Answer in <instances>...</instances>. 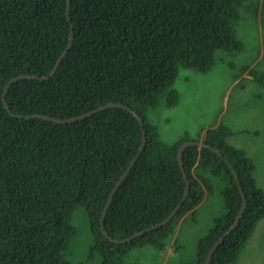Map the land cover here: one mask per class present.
Returning <instances> with one entry per match:
<instances>
[{
	"label": "trees",
	"instance_id": "16d2710c",
	"mask_svg": "<svg viewBox=\"0 0 264 264\" xmlns=\"http://www.w3.org/2000/svg\"><path fill=\"white\" fill-rule=\"evenodd\" d=\"M0 0V264H72L63 251L74 235L71 217L84 206L102 264H123L132 248L164 252L179 219L220 188L225 213L196 244L191 264H204L209 249L233 223L237 226L214 251L209 264H237L240 253L264 218V189L255 181L252 159L225 142L232 131L218 124L203 142L190 146L183 166L190 191L177 214L131 241L115 243L101 232L100 217L116 181L142 143L146 145L118 186L104 217L106 232L121 239L170 214L186 180L177 149L197 139L186 131L164 141L147 111L167 90L168 107L179 102L171 88L181 68L205 73L216 50H243L234 21L243 0ZM72 46L48 79L7 81L20 74L48 75L69 41ZM254 83H264V75ZM109 102V107L70 123L16 117L43 113L67 119ZM14 114V115H13ZM232 164L238 175L235 180ZM199 181L202 182L199 183ZM220 181L225 185L220 186ZM186 218V217H185ZM184 218V219H185ZM183 219V220H184ZM168 257L176 253V247Z\"/></svg>",
	"mask_w": 264,
	"mask_h": 264
},
{
	"label": "rangeland",
	"instance_id": "374dc122",
	"mask_svg": "<svg viewBox=\"0 0 264 264\" xmlns=\"http://www.w3.org/2000/svg\"><path fill=\"white\" fill-rule=\"evenodd\" d=\"M238 12L234 32L244 49L230 54L217 51L215 65L205 73L181 68L180 77L171 87L179 91L178 104L168 107L167 90H164L157 96L156 104L148 109L147 116L166 142H172L186 131L191 136L199 133L202 140L208 129L218 124L228 127L232 133L225 137V142L243 149L252 159L254 179L264 189V83L242 79L229 85L249 69L253 76L264 75V55L260 53L254 60L258 43L264 54V0H243ZM217 185L223 186L225 182ZM225 211L220 188L206 192L194 212L185 214L186 218L167 239V245L179 251L176 259V253L168 257L172 251L169 247L159 252L145 246L129 250L123 264H191L198 240ZM71 224L75 233L62 252L63 257L72 264H102L101 255L89 251L93 235L84 206L76 207ZM237 264H264V218L257 221Z\"/></svg>",
	"mask_w": 264,
	"mask_h": 264
},
{
	"label": "water",
	"instance_id": "95a60500",
	"mask_svg": "<svg viewBox=\"0 0 264 264\" xmlns=\"http://www.w3.org/2000/svg\"><path fill=\"white\" fill-rule=\"evenodd\" d=\"M68 10H69V1L67 0V13H68ZM69 41H68V44L66 45V47L64 48V50L62 51V53L60 54V56L58 57V59L56 60L53 68L51 69L50 73L48 75H45V76H42V77H39L37 75H34V74H20V75H17V76H13L11 77L7 83L5 84L4 86V89H3V95H2V101L4 103V106L9 109V106H8V103L6 101V98H5V95H6V92L8 90V87L10 85H12L15 81L17 80H20V79H48L50 78L51 76L54 75L57 67L59 66V64L61 63L63 57L68 53L69 49L71 48L72 46V40H73V29L70 28V32H69ZM109 107H118V108H123V109H126L128 110L129 112H131L138 120V122L142 125V120L140 118V116L138 114H136L130 107H128L127 105H124L120 102H109V103H106V104H103L99 107H96L90 111H88L87 113L83 114V115H79V116H76V117H72V118H67V119H60V118H56V117H52L50 115H47V114H43V113H38V114H31V115H26V116H23V115H14L16 117H20V118H23V117H28V118H42V119H46V120H50L52 122H55V123H70V122H73V121H76L78 119H81V118H84L88 115H91L95 112H98V111H101L105 108H109ZM146 145V135H145V132L143 131L142 132V143L138 149V152L137 154L135 155V157L132 159V161L130 162L129 166L125 169V171L122 173V175L119 177V179L116 181L115 183V187L112 189V191L110 192L105 204H104V207H103V210H102V215L100 217V229H101V232L103 233V235L111 242H115V243H124V242H128V241H131L133 240L134 238H136L137 236L143 234L144 232H147L148 230L152 229V228H156L158 226H162L166 223H168L176 214L177 212L179 211V209L182 207V204L183 202L185 201V199L187 198L188 194H189V191H190V184H189V180L186 176V173H185V170H184V166H183V159H182V155H183V152L186 148L190 147V146H200V147H204V148H209L211 149L212 151H214L217 155H219L220 157H222V153L215 147L211 146V145H208L206 143H204L203 141H200L199 139H191V140H187L185 142H183L177 149V160H178V164H179V167H180V170L181 172L183 173V176L186 180V184H185V190H184V194L183 196L180 198V200L178 201V203L175 205V207L173 208V210L170 212V214L168 216H166L164 219H162L161 221H159L158 223L144 229V230H141V231H138V232H135L133 233L132 235L128 236V237H124V238H121V239H117V238H113L111 237L105 230V227H104V217L106 215V212H107V209H108V206L114 196V193L116 192L118 186L123 182V180L125 179L126 175L128 174L129 170L131 169V167L134 165L136 159L138 158L139 154L143 151L144 147ZM226 162L230 165V167L232 168V171H233V174H234V177L236 179V181L238 182V175L235 171V169L233 168L232 164L229 163L227 160ZM239 186V189H240V194H241V198H242V203H241V207H240V210L239 212L237 213L233 223L228 227V229L226 231H224L221 236L215 241V243L213 244V246L209 249L208 251V254H207V257H206V260H205V263L204 264H209L210 262V259L214 253V251L218 248V246L223 242L224 238L237 226V224L239 223V219L240 217L242 216L243 212H244V209L246 207V197H245V194L242 190V188L240 187V185L238 184Z\"/></svg>",
	"mask_w": 264,
	"mask_h": 264
},
{
	"label": "crops",
	"instance_id": "0c3cea01",
	"mask_svg": "<svg viewBox=\"0 0 264 264\" xmlns=\"http://www.w3.org/2000/svg\"><path fill=\"white\" fill-rule=\"evenodd\" d=\"M257 49H258V54L255 56L254 60L256 58H258V56L260 55L261 53V56H263L264 54L262 53L261 49H260V44L258 43L257 45ZM263 73V72H261ZM242 79H245L247 80L248 82L250 83H254L255 82V79H254V76L252 75V71L249 69V70H246L245 72L241 73L239 76H237L236 78H234L229 85H233V84H237L238 82H240ZM229 95H230V92H229ZM185 218V215L182 216L179 221H178V226L177 228L179 227V224L180 222L183 221V219ZM172 246H169V249L171 248ZM172 250V248H171Z\"/></svg>",
	"mask_w": 264,
	"mask_h": 264
},
{
	"label": "clouds",
	"instance_id": "9594fccd",
	"mask_svg": "<svg viewBox=\"0 0 264 264\" xmlns=\"http://www.w3.org/2000/svg\"><path fill=\"white\" fill-rule=\"evenodd\" d=\"M238 20V19H237ZM235 21H234V24H233V32H234V25H235ZM234 35H235V37H237L236 36V34H235V32H234ZM220 50H222V49H219V50H216V52L217 51H220ZM222 51H225V52H227L228 54H230V53H233V52H235V51H227V50H222ZM238 51H240V50H238ZM216 52H215V54H216ZM215 54H214V56H213V65H215ZM256 78V76H254V79ZM197 139H200V137H198ZM202 141V140H201ZM200 147V146H199ZM189 180V179H188Z\"/></svg>",
	"mask_w": 264,
	"mask_h": 264
},
{
	"label": "flooded vegetation",
	"instance_id": "af4514ba",
	"mask_svg": "<svg viewBox=\"0 0 264 264\" xmlns=\"http://www.w3.org/2000/svg\"><path fill=\"white\" fill-rule=\"evenodd\" d=\"M189 134H190V133H189ZM191 137L193 138L194 135H192ZM200 139H201V138H200ZM200 139H199V140H200ZM202 140H203V138H202ZM200 141H201V140H200ZM232 172H233V171H232ZM235 180H236V179H235ZM237 183H238V182H237ZM238 188H239V186H238ZM239 191H240V189H239ZM240 195H241V194H240Z\"/></svg>",
	"mask_w": 264,
	"mask_h": 264
}]
</instances>
